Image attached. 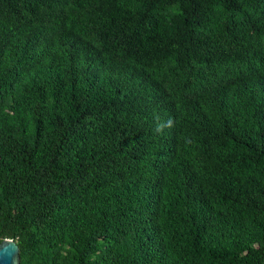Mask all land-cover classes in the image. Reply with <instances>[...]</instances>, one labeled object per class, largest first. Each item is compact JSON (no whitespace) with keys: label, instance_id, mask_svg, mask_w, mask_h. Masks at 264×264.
<instances>
[{"label":"trees","instance_id":"obj_1","mask_svg":"<svg viewBox=\"0 0 264 264\" xmlns=\"http://www.w3.org/2000/svg\"><path fill=\"white\" fill-rule=\"evenodd\" d=\"M5 239L20 264H264V0H0Z\"/></svg>","mask_w":264,"mask_h":264},{"label":"water","instance_id":"obj_2","mask_svg":"<svg viewBox=\"0 0 264 264\" xmlns=\"http://www.w3.org/2000/svg\"><path fill=\"white\" fill-rule=\"evenodd\" d=\"M0 264H20L19 247L15 241L5 239L0 243Z\"/></svg>","mask_w":264,"mask_h":264},{"label":"clouds","instance_id":"obj_3","mask_svg":"<svg viewBox=\"0 0 264 264\" xmlns=\"http://www.w3.org/2000/svg\"><path fill=\"white\" fill-rule=\"evenodd\" d=\"M175 125V120L172 117H168L166 120L161 119L159 115L154 116V127L152 131L155 134L163 135L166 129H171Z\"/></svg>","mask_w":264,"mask_h":264}]
</instances>
